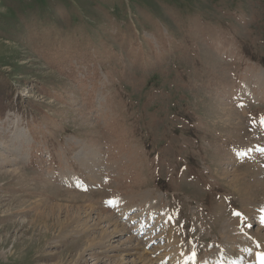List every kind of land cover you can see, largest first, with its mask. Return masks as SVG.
I'll use <instances>...</instances> for the list:
<instances>
[{
    "label": "rangeland",
    "instance_id": "374dc122",
    "mask_svg": "<svg viewBox=\"0 0 264 264\" xmlns=\"http://www.w3.org/2000/svg\"><path fill=\"white\" fill-rule=\"evenodd\" d=\"M262 150L264 0H0V264L75 263L104 209L155 264H258Z\"/></svg>",
    "mask_w": 264,
    "mask_h": 264
},
{
    "label": "bare ground",
    "instance_id": "6f19581e",
    "mask_svg": "<svg viewBox=\"0 0 264 264\" xmlns=\"http://www.w3.org/2000/svg\"><path fill=\"white\" fill-rule=\"evenodd\" d=\"M244 91L246 93L249 92L245 89H244ZM240 173H241V171H239L238 169H235L232 173L228 172L227 170L225 171V175L232 176L233 179L231 181H232V183L235 182L237 186L240 184V179H242ZM11 174H12V178H13L12 180L13 181H15L17 178H24L25 177V176L24 177L22 176V175H24L22 170L16 169ZM9 176H10V174H9ZM260 186H261V184H260ZM72 198H76V197H72ZM69 200L70 201H68V202L77 201L74 199H69ZM79 200L80 199H78V201ZM60 202H63V201H60ZM145 203L147 205L148 210L152 209V210H155V212H158L159 209H161V206L157 201H156V203L154 201L152 203H149V201H145ZM59 205L63 206L61 203ZM89 209H91V211L95 210L91 207H88V210ZM83 210H85V209L83 208ZM44 212L45 211H43L35 219L36 220L42 219L40 222H43L45 219H48L49 218L48 214H46ZM85 215H86V217L85 218L83 217L82 222H81V220H82L81 218L79 220H73L71 218V216L70 217L68 216V219L66 220L67 223H65L66 225L64 224V222L61 223V228L63 231L64 229H67L66 228L67 224H69V222H72V220L74 221L75 224L80 222L79 224H77L78 230L75 229V231H76V233H78L79 235L84 237V246H83V249L81 251H79L77 257L75 256L76 261L73 264H80L82 261L81 259H83L86 255L92 256L91 252L94 251L96 248L101 249L98 252H96V254H98V255H102L104 253V250H108V252L109 251H113V252L115 251L116 252L115 256L118 258V260L116 262H118V264H155V262L150 257L149 253L145 250V248L143 246V244H144L143 241H139V240H137V238H135L133 235H131L129 229L125 225L121 224L115 218V216L112 214V212H110L107 209L106 210L104 209L102 214H100V213L97 214L98 216L96 219L93 216H91L93 214H87V211H86ZM163 218H164V221L168 222V218H169V220H172L173 215L171 213H169V215L167 217V214H165ZM257 220L262 221L261 218H258ZM131 221H135V219H133ZM82 223H85L88 226L87 225L83 226ZM261 223H264V221H262ZM47 225H49V224H47ZM91 228H93V229H95V228L99 229L100 228L101 233L98 235H95L93 239H89L88 235L91 234V232H92ZM150 230H153V228ZM223 231H225V229H223ZM260 233H263V234H260ZM260 235L261 236L264 235V229L263 228L260 229V231H258V233L256 234V236H260ZM262 238H264V237H262ZM242 246H244L245 248H248V249L249 248H255L256 253H257L256 254V260H257L258 264H264V254H263V252H262V254H260L257 251V248L255 247V245L253 247L251 245H247V244H244ZM181 248H182V246L180 245L179 250ZM229 249L233 250L234 247L232 245H229ZM140 250L143 252H140ZM86 253H88V254H86ZM3 254H5V252H3ZM129 255H132V256L137 255L138 257L133 259L132 261L128 262L127 257ZM183 255H184V259L182 258L179 261V263H178V261L176 262L174 260V257L172 256L173 257L172 263L173 264H175V263L190 264L192 262L194 264H197L199 261H201L200 264H215L216 263V262L215 263H208L206 261L196 260L193 258V256L188 257V255L184 254V252H183ZM53 264H59V263H53ZM244 264H251V263L246 262Z\"/></svg>",
    "mask_w": 264,
    "mask_h": 264
},
{
    "label": "snow or ice",
    "instance_id": "6c2138e0",
    "mask_svg": "<svg viewBox=\"0 0 264 264\" xmlns=\"http://www.w3.org/2000/svg\"><path fill=\"white\" fill-rule=\"evenodd\" d=\"M262 151H264V150H262ZM236 215H240L239 213H236ZM262 219H264V218H262Z\"/></svg>",
    "mask_w": 264,
    "mask_h": 264
}]
</instances>
